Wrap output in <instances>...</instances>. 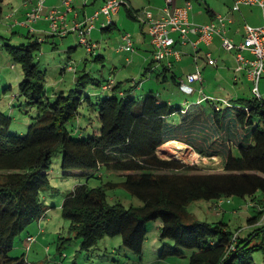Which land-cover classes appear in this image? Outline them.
<instances>
[{"label":"trees","instance_id":"trees-1","mask_svg":"<svg viewBox=\"0 0 264 264\" xmlns=\"http://www.w3.org/2000/svg\"><path fill=\"white\" fill-rule=\"evenodd\" d=\"M38 43L36 37L31 43H2L22 72L13 97H21L35 113L25 132L15 133L9 131L11 116L0 109V264H32L24 253L9 252L15 237L48 209L41 189L48 184L51 155L57 150L64 174L85 177L59 204L80 249L93 247L104 236L119 235L121 244L140 257L145 225L159 219V258L183 256L186 264H253L251 253L264 250V241L252 242L264 233V224L257 223V207L264 203V99L230 98L221 108L210 98L209 109L194 112L191 105L200 106L201 101L183 106L152 90L135 99L130 92L136 83L126 87L114 82L103 89V80L85 71L67 90H48L45 70L34 60ZM89 83L99 87L92 92L94 103L88 94L82 95ZM1 84L0 99L11 92V86ZM83 102L96 106L98 125L85 129L74 121L69 132L67 124L75 120ZM176 139L202 156H218L220 168L203 171L174 158H160L158 147ZM111 172H117L115 178ZM104 176L98 184L87 183L89 177ZM116 186L140 203L125 206L118 199L107 203L106 189ZM229 196H247L254 202L255 209L247 216L252 230L240 234L222 218L194 219L186 210L191 201ZM166 239L170 244L164 243ZM68 240L59 237L56 253L61 254Z\"/></svg>","mask_w":264,"mask_h":264},{"label":"rangeland","instance_id":"rangeland-1","mask_svg":"<svg viewBox=\"0 0 264 264\" xmlns=\"http://www.w3.org/2000/svg\"><path fill=\"white\" fill-rule=\"evenodd\" d=\"M194 5V9L198 8L205 9L208 6L212 11L222 13L228 6L229 0H191ZM242 11L246 21L249 24H258L260 22L259 8L255 5H247L242 6ZM239 19L241 15H239ZM14 18H11L13 20ZM197 21L204 22L207 19V16L203 12L202 16H195ZM130 25L137 28V22L135 20L127 19ZM5 22V21H3ZM2 21H0V34L2 35H13L14 32L10 30H2ZM193 22V21H192ZM8 23V22H6ZM199 23V22H195ZM120 27V26H119ZM121 28V27H120ZM2 30V31H1ZM28 28H24L21 32L26 33ZM119 28L112 29L109 34L112 35L114 33H118ZM135 36V35H134ZM22 38V42H27V39ZM92 40V39H91ZM56 41L58 43L57 47L50 48L48 42H43L41 44V48L44 52L41 53V58L39 50L35 52L34 60L37 61L38 66L40 68L45 69L44 83L45 87L50 90L54 87V84L59 80V74L56 70V64L58 61L65 59L66 53L64 49L67 47V42L61 40V37L57 36ZM63 41V42H62ZM8 42L3 39L0 40V81L4 80L7 82L6 84L11 86V92L4 96H1L0 99V109L8 112L11 116V124L9 127L10 132L15 133H23L25 132V124L29 121L30 116H32L35 111L33 107L26 105L21 97H13V93L17 92V82L22 76V72L20 66L17 63L11 61L9 55L3 49L2 43ZM113 38H105L103 42H101V51L104 55V62H98L94 60V55L100 52L98 48H95L92 53H88L85 51L83 45L78 44L73 51V59L76 62V58L88 59L86 60V70H89V75L98 78L100 80L103 79V82L109 77L107 74H113L110 72V68L115 66L118 71L116 73L115 78L119 80L122 85L126 83V80L130 77H135L137 83L139 85L143 82L141 88L136 89L135 87L131 90V95L134 96L135 99H140L141 96L145 94L148 90H152V88H156L161 92L162 95L167 94L169 89L172 88L175 94L174 98L177 100V103L181 105H185V102L195 103L196 93H186L180 92L175 89V86L171 85L169 81L157 82L154 77H150V74L141 75L135 73V71L131 70L132 64L126 63L122 57L123 54L130 56L132 53L127 52H115L114 49L117 48L114 43ZM9 44H15L13 41L8 42ZM119 44V43H117ZM202 46V45H201ZM48 51V52H47ZM123 53V54H122ZM229 51L223 49L218 46L217 50L214 49L213 54L218 58L220 57L216 66H214L217 70L216 73L209 77H205L206 81L203 84L205 88V93L214 94V96H223L229 97L233 89L238 86L241 87L240 96L242 97H250V86L252 82L246 80V78L242 74H239V79L235 82L232 81L233 72L231 69L219 68L222 65L221 58H227V54ZM121 55V56H120ZM135 55V54H134ZM85 57V58H84ZM77 60V61H78ZM136 61V58H135ZM114 62V63H113ZM12 65V66H11ZM218 66V67H217ZM224 66V65H223ZM109 71V72H108ZM68 75V74H67ZM153 75V74H152ZM153 85V87L151 86ZM72 82L70 81V77L67 76L64 78V82L62 86L63 90H67L72 86ZM94 84H88L84 90L83 94H88L90 100L94 103L95 95L92 94L93 91L98 90ZM134 89V90H133ZM258 89L260 91L262 99H264V76H261L258 81ZM1 91V87H0ZM12 93V97H10ZM106 93V92H103ZM181 98H185L184 101ZM214 99L219 102V106L221 108L224 107L225 102L221 99ZM13 100V101H12ZM12 104L10 105V102ZM9 102V103H7ZM202 102L208 103L209 101L205 98H202ZM195 104H192L193 107ZM96 106L93 105L89 107L85 102L80 104L78 111L79 114L71 123L67 124V128L70 132L71 127L74 123L77 122L85 129H91L94 126L98 125V120L96 117ZM77 119V120H76ZM76 121V122H74ZM210 135L212 131L207 127L206 129ZM205 131V130H203ZM74 133V132H72ZM218 135V134H216ZM216 135H212V138H215ZM218 138L221 136L218 135ZM210 137V139H212ZM182 142L185 145L180 153L177 151H169L168 147H158L157 155L160 158H174L177 159L184 164H193L200 167L199 170H217L219 164H214V159H203L197 156L189 147L188 144L181 141V139H176ZM166 148V149H165ZM220 159L217 158V161ZM60 161V151H55L51 155V163L48 170L49 181L48 184L45 185L41 189V195H45V202L48 205V209L44 212L41 219L34 220L27 225V227L15 237L13 247L10 250V255H19L24 253V257L27 262L32 264H186L187 257L183 256H169L167 258H159L158 251L160 249V241L157 238L158 228L160 225L159 219L150 220L146 223V234L145 240L142 244V254L140 257L134 255L129 249L124 247L121 244V240L119 235L114 236H104L101 240L97 242L93 247L84 250L79 248L78 238L74 237V232L68 230V221L64 219L60 214V201L61 199L71 190V188L79 182L78 180H84V175L77 174H64L62 168L59 164ZM215 167V168H213ZM117 172H111V175H114ZM88 179V178H87ZM101 180H105V176L102 179L96 177H89L88 185L92 186L100 183ZM114 199L120 200L125 206L129 204H139L140 201L135 196L131 195L127 190H125L122 186H116L111 189H106V201L107 203L113 202ZM230 200V197H228ZM249 200V197H237L231 196V202L224 203L223 208H225L228 212L224 215L223 220H226L229 228L233 231H236L240 234L244 232L245 227V219L248 214L252 213L251 206H245L238 208L237 203L240 201L241 204L245 203V200ZM246 200V201H247ZM236 205V207H235ZM236 209L238 212L232 213V209ZM186 210L189 215L194 219L204 220V221H214L217 216L213 213L208 205V200L199 199L198 202L191 201L187 204ZM47 217V218H46ZM27 234H32L33 240L28 244V249H25V245L27 242L25 241V237ZM59 237L68 238L70 240L65 243V245L61 248V254L56 253V242L59 241ZM254 243L264 241V233H260L257 237L252 239ZM164 243L170 244L169 240H164ZM251 259L253 264H264V250L256 249L251 253Z\"/></svg>","mask_w":264,"mask_h":264},{"label":"crops","instance_id":"crops-1","mask_svg":"<svg viewBox=\"0 0 264 264\" xmlns=\"http://www.w3.org/2000/svg\"><path fill=\"white\" fill-rule=\"evenodd\" d=\"M104 1L105 0H71L72 7L70 10L66 11L64 15V19L66 23L70 25L74 20L81 21L85 16L91 15L92 12L96 10ZM123 1L124 2L123 4L120 5L119 10L115 14L111 15L109 22L106 21L105 17L102 14H100L98 18L94 20V27L91 30L90 39H92V41H94L96 44L94 49L95 48L99 49V51L96 50L97 52L101 51L102 49L101 42H103L105 38H113L115 41L114 43L117 46L118 45L117 43H119L120 41L121 33L129 32L131 34L135 49L133 52H131L132 55L130 56L124 55L122 53L123 54L122 59L126 63L132 64L131 70L135 71V73L141 74V75L150 74L151 75L150 77H154V79L157 82L169 81L171 85L175 86L176 90L186 94V92L179 89L178 82L180 81V79H182L187 83L186 74L193 72L195 70V66L197 65L198 68L200 69L201 79L188 83V85H190L193 88V91L191 93L193 92L196 93V100H201L202 94L204 96H207L206 100H209L210 98H214V97H217V99H221V101L228 100L230 98L242 97L239 95L241 92V87H238V86H236L233 89V92H231L232 94H230L229 97L214 96V94L205 93V90H204L205 88L203 87V84L206 81L205 77L211 78V76L216 73L217 69L214 66H216V64L218 63L220 59V57L217 58L213 54L214 49L217 50L218 46H220V38L218 35H214L211 42L208 44L199 43L198 47L195 49L192 47L189 41L185 43L177 42L176 46L181 51V57L177 60H172V64L170 68H167L165 66V59L156 61L152 57V46L149 42L146 16L144 12L145 10H148L151 12L152 17H158L161 14V7L164 4V0H123ZM185 1L186 0H174L175 4H178V5L183 4ZM190 2H191V9L189 10V19L193 22L207 23L213 20L217 14L226 16L227 18L225 19L226 22H225V27H224L225 28L224 34L228 36L229 38H231L234 42H239L242 40L244 36L243 24L245 22L248 23L244 17L242 6L255 5L259 8V6L256 4L240 3L239 9L231 10V5L233 3V0H229V4L227 8L222 13H219V12L212 11L208 6H206L204 10L202 8L200 9L198 8L197 10H195L194 5L192 4L191 0ZM34 4H35V0H0V21L2 22L5 21L2 23L1 28L2 30H10L11 32H14L13 35H8V36L6 35L4 36L0 34V40L5 39L8 42L13 41L14 43H17L22 40L21 37H24L27 39V42L31 43L32 40L35 39V37L40 38L39 43H38V49L36 50V52L39 50V54H40V56L37 57L38 59L41 58V53L44 52L41 48V44L43 42H48L50 48H54V47H57L58 45L56 41L57 36L61 37V40L66 41L67 47L64 49L66 53V57L65 59L58 61L56 64V70L58 74L60 75L59 76L60 78L54 84V87H52L53 90H62L64 89V87L62 86V83L64 82L65 77L69 76L70 81L73 84L77 75L80 72L85 71L89 73V70H86V63H87L86 60L88 59H83L80 57L79 58L80 60L76 58V62H74L75 60L73 59L74 57L73 51L75 50L76 46L79 44L78 36L75 31H68L64 35L52 34L49 32L50 30L49 20L43 16H40L36 20L31 21L29 23L26 21V13L31 9L32 6H34ZM50 7H57L58 9L65 10L63 4L61 3V0H44L43 7L41 10L42 15H45L47 10ZM259 11H260V8H259ZM203 12L207 16L208 20L204 22H201L200 20L197 21L195 19V16H202ZM239 15H241L240 19H239L240 17ZM259 15H260V22L258 24L261 23V13L260 12H259ZM11 18H14V19L11 20ZM127 19L135 20L137 22L138 31H136L137 30L136 27L129 24ZM258 24H250V25H258ZM24 28H28L26 33L21 32L22 30H24ZM115 28H119L118 33H114L111 36L110 35H107L106 37L104 36V34L106 33L109 34V32ZM173 35L176 36L175 33H173ZM192 38H194V36H190V40ZM114 51L117 52L116 49H114ZM227 51H229V53L225 54L227 55V58H221L222 65L219 66V68L227 67L228 69H231V71L233 72L232 81L234 82V84L239 79L238 77L239 74H242V77L244 76L246 80H248L249 82L250 79L245 70H242L239 72L234 71V63H235L234 62V52L232 50H227ZM120 52H123V51H120ZM204 52H209L211 54V56L215 59V64L211 65L206 62ZM93 58L95 61H98L101 63L104 62V55L102 54V52H100V54L99 53L95 54ZM135 58H136V61H135ZM67 61H72L74 63V66H75L74 70L70 71L62 67L64 63H66ZM116 69L117 68L115 66L110 68L109 71L112 72L113 74L111 75L108 73L107 76L109 75V77H112L115 82H120L114 76L116 75V73H118ZM262 76H264V74H262ZM138 82H139V85H136V84L134 85L136 89L141 88L143 84V82L140 83V80ZM2 83L6 84L7 82L2 80ZM134 83H137V81L135 77L133 76V77L128 78L124 85L127 87ZM151 86L153 87L152 84ZM249 88H251V86ZM152 91L155 93H158L162 99H165L168 101L172 99L176 100L174 98L175 97L174 95L177 93L173 94L174 90H172V88H170L169 92L164 95H162L161 92L157 90L156 88L155 89L152 88ZM7 94L8 93L6 92V95ZM10 97H12V94L10 95ZM181 99L184 101L185 98H181ZM12 101L10 102V104H12ZM191 109L194 110V112L197 110H199V112L201 110L202 112L203 110L209 109V106H208V103H205V102L203 103L201 100L200 106H194ZM216 157L219 158L218 156ZM229 197H230V200L228 201L224 200L220 204V207H217V208H214L215 200H208L209 207L215 212L213 214L220 216V217H217L216 219L222 218V217L224 218V215L228 212L225 208H223L224 206L223 204L231 202V196ZM246 200H245V203L243 204H241V202L239 201L237 203L238 204L237 207L240 208V207H243V205L247 207V206H251L254 203L253 201L251 202L250 199L247 201ZM195 201L198 202L199 199ZM237 212L238 211L236 209L234 208L232 209V213L237 214ZM253 227H254L253 224L248 223L247 216H246L245 227H244L243 233H245L248 230H252Z\"/></svg>","mask_w":264,"mask_h":264},{"label":"built area","instance_id":"built-area-1","mask_svg":"<svg viewBox=\"0 0 264 264\" xmlns=\"http://www.w3.org/2000/svg\"><path fill=\"white\" fill-rule=\"evenodd\" d=\"M43 1L35 0L34 6L26 13V21L29 23L43 16L49 20V32L52 34L64 35L68 31H75L78 36V43L83 45L85 51L88 53H91L96 46L95 42L90 39V33L94 27V20L102 14L106 21L109 22L111 15L115 14L124 2L123 0H105L91 15L85 16L81 21L74 20L68 25L64 19V15L72 7L71 0H61L65 10L50 7L45 15L41 13ZM240 3L258 5L261 13V23L258 25H250L245 22L243 24L244 36L239 42H234L224 34L225 19L227 18L224 15L217 14L213 20L207 23L192 22L189 19V10L191 9L190 0H186L180 5L175 4L174 0H164V4L161 7V14L158 17H152L151 12L145 10L147 32L149 42L152 46L153 59L156 61L165 59V66L170 68L172 60H177L181 57V51L176 46L177 42L185 43L189 41L195 49L199 43L208 44L214 35H218L220 38V47L234 52V71L239 72L245 70L247 72L252 82L250 88L251 95L260 98L258 81L262 74H264V0H233L231 10L239 9ZM190 36H194V38L190 40ZM37 39L40 40V38ZM134 49L131 34L129 32H122L116 50L131 53ZM204 56L208 64H215V59L209 52H204ZM63 67L70 71L75 69L72 61H67ZM198 79H201V73L196 65L193 72L186 74L187 83L180 79L178 87L186 93H191L193 88L188 83ZM114 82L112 77H108L101 87L107 89ZM202 98H207V96L202 94L201 100ZM201 100H197V102ZM223 101L225 104H228V100ZM188 147L200 158L205 160L214 159L213 163L219 164L216 156H202L195 152L191 146L188 145ZM224 200L228 201L229 199L228 197L215 199L214 208L220 207V204ZM258 209L260 210V216L257 223L264 224V203ZM40 219L41 217L38 221ZM33 237L32 234L26 235L25 241L27 244L25 245V249H28V244L33 240Z\"/></svg>","mask_w":264,"mask_h":264},{"label":"bare ground","instance_id":"bare-ground-1","mask_svg":"<svg viewBox=\"0 0 264 264\" xmlns=\"http://www.w3.org/2000/svg\"><path fill=\"white\" fill-rule=\"evenodd\" d=\"M161 147L162 148L168 147L169 151H172V152L177 151L178 153H180L182 150H176V149H183V148H185V145L182 142L177 141V140H169V141H166L165 143H163L159 148H161Z\"/></svg>","mask_w":264,"mask_h":264}]
</instances>
